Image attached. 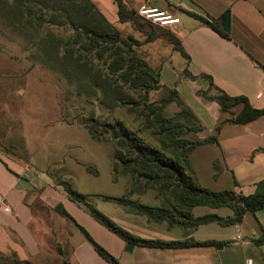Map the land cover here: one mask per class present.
<instances>
[{
  "label": "crops",
  "instance_id": "crops-1",
  "mask_svg": "<svg viewBox=\"0 0 264 264\" xmlns=\"http://www.w3.org/2000/svg\"><path fill=\"white\" fill-rule=\"evenodd\" d=\"M91 1L123 33L126 27L131 28L129 23H118L114 0ZM122 1L128 10L154 7L179 19L178 24L162 29L180 42L186 56L174 50L165 36H159L146 44L147 58L159 69L160 84L175 90L197 117L204 135L216 136V144L198 146L189 156L198 185L213 192L232 190L243 196L253 194L256 184L264 180V116L244 124L227 122L231 115L242 110L243 104L223 112L215 101L206 100L198 93L208 91L211 84L229 97L245 98L254 109L264 108V0ZM225 14L228 32L221 28V18ZM205 21L217 26L228 37H223ZM31 160L23 162L0 154L2 255L13 254L32 264H61L62 261L66 264H110L97 254L81 228L119 264H264V209L246 213L235 225L198 226L184 237L179 227H169L166 222H150L143 215L134 214L122 205L119 207L120 204L114 205V199L124 196L130 184L123 195L99 194L102 197L91 204L87 197L96 194L79 190L70 177L69 181L63 180V169L51 176L47 169L36 168ZM60 182L68 183L97 211L135 238L165 243L192 240L218 244L182 248L132 245L127 250L125 241L68 198ZM150 191L129 193L128 199L160 206L162 197L155 191L149 195ZM5 207L8 211H4ZM57 207H61L72 221L61 216ZM206 214L214 213L208 211L198 216ZM214 215L227 218L232 213Z\"/></svg>",
  "mask_w": 264,
  "mask_h": 264
},
{
  "label": "trees",
  "instance_id": "trees-1",
  "mask_svg": "<svg viewBox=\"0 0 264 264\" xmlns=\"http://www.w3.org/2000/svg\"><path fill=\"white\" fill-rule=\"evenodd\" d=\"M114 2L118 23H129L139 31L145 24L149 29L144 40L146 44L165 36L174 50L186 56L180 42L169 32L145 22L136 11L126 9L122 0ZM205 23L217 29L223 37H228L217 26ZM0 24L26 42L28 47L23 52L29 58L59 74L77 96L95 99L105 110L125 108L134 116L132 121L137 125L133 129L120 119L102 122L93 112L80 119L91 139L108 140L113 144L112 174H124L130 178L129 191L114 199L120 205L134 214L145 216L150 222H166L169 227H179L184 237L198 226L209 223L235 225L246 213L264 209V180L258 182L254 193L247 196L232 190L213 192L198 185L189 156L198 146L216 144V136L189 138V135L204 134L197 117L175 90L160 84L159 69L150 64L147 51L139 49L141 43L112 25L91 0H0ZM54 29L62 33L56 35ZM68 31L70 35H66ZM160 90L167 93V98L160 103L150 101L149 93ZM210 91L213 95H209ZM198 95L215 101L223 112L236 104H243L242 110L227 120L230 123L244 124L264 116V108L254 109L245 98L229 97L211 84L208 91ZM170 103H174L179 111L173 116H165L163 108ZM218 130L217 127L216 132ZM59 184L70 200L83 206L92 218L126 243L168 248L218 244L192 240L165 243L135 238L97 211L68 183ZM146 190L155 191L162 197V204L152 207L128 199L129 193ZM196 207L228 208L232 216L221 218L206 214L194 217L191 211ZM56 211L72 221L61 207ZM80 230L102 259L119 264ZM0 264L32 263L21 261L13 254H0Z\"/></svg>",
  "mask_w": 264,
  "mask_h": 264
},
{
  "label": "rangeland",
  "instance_id": "rangeland-1",
  "mask_svg": "<svg viewBox=\"0 0 264 264\" xmlns=\"http://www.w3.org/2000/svg\"><path fill=\"white\" fill-rule=\"evenodd\" d=\"M125 30V36L130 34L141 43L140 50H148L144 42L149 30L147 25L143 24L142 31L132 26ZM53 31L56 35L62 33ZM26 47L25 41L0 24V154L23 162L32 158L36 168L47 169L51 176L63 169V180L69 181L70 177L79 190L96 194L87 197L91 204L102 197L99 194L123 195L130 178L112 174L113 144L91 139L80 119L93 112L102 122L120 119L133 129L137 125L132 121L134 116L125 108L105 110L95 99L77 96L59 74L29 58L23 52ZM166 98L167 93L162 90L149 93L153 102L160 103ZM178 111L174 103L163 108L165 116H173ZM203 136L199 133L189 138ZM112 203L119 205L115 200ZM208 211L218 215L231 213L228 208L198 207L192 214L198 216Z\"/></svg>",
  "mask_w": 264,
  "mask_h": 264
},
{
  "label": "built area",
  "instance_id": "built-area-1",
  "mask_svg": "<svg viewBox=\"0 0 264 264\" xmlns=\"http://www.w3.org/2000/svg\"><path fill=\"white\" fill-rule=\"evenodd\" d=\"M136 12L141 19L159 27L174 26L179 23L178 18L154 7L142 6ZM4 211H8V208L5 207Z\"/></svg>",
  "mask_w": 264,
  "mask_h": 264
},
{
  "label": "water",
  "instance_id": "water-1",
  "mask_svg": "<svg viewBox=\"0 0 264 264\" xmlns=\"http://www.w3.org/2000/svg\"><path fill=\"white\" fill-rule=\"evenodd\" d=\"M221 28L224 32H228V17L227 14H225L222 18H221ZM132 248V244L127 243L126 244V249L130 250Z\"/></svg>",
  "mask_w": 264,
  "mask_h": 264
}]
</instances>
